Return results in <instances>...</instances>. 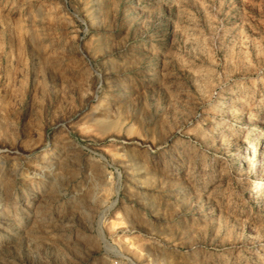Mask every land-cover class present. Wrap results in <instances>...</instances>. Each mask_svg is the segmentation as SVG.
<instances>
[{"label": "rangeland", "instance_id": "1", "mask_svg": "<svg viewBox=\"0 0 264 264\" xmlns=\"http://www.w3.org/2000/svg\"><path fill=\"white\" fill-rule=\"evenodd\" d=\"M0 264H264V0H0Z\"/></svg>", "mask_w": 264, "mask_h": 264}, {"label": "bare ground", "instance_id": "2", "mask_svg": "<svg viewBox=\"0 0 264 264\" xmlns=\"http://www.w3.org/2000/svg\"><path fill=\"white\" fill-rule=\"evenodd\" d=\"M15 13H18V12H15ZM124 87H125V86H124ZM122 94H123V95H124V94L126 95L127 92H123ZM241 155H242V156H246V155H247L246 151L243 152ZM245 161H246V160H245ZM12 168H13V167H12ZM10 171H12V170L10 169ZM7 221H8V219H6V218L3 220L4 223H6ZM76 237H78V238H80V239H83V236H80V235H77ZM86 239H88V238H86Z\"/></svg>", "mask_w": 264, "mask_h": 264}]
</instances>
